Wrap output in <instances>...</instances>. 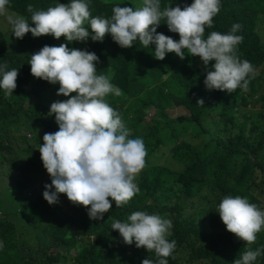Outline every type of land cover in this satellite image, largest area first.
Segmentation results:
<instances>
[{
	"label": "trees",
	"instance_id": "obj_1",
	"mask_svg": "<svg viewBox=\"0 0 264 264\" xmlns=\"http://www.w3.org/2000/svg\"><path fill=\"white\" fill-rule=\"evenodd\" d=\"M85 2L93 17L105 19L111 18L116 5L134 8L132 0ZM192 2L160 0L161 10L177 5L183 9ZM58 3L70 0H9L7 7L31 24L28 4L36 10H47ZM234 23L242 26L236 34L243 36L237 55L250 61L257 74L247 91L238 88L233 93L207 89V72L198 63L173 64L167 81H152L150 74L163 67L162 62L169 60V64L173 53L158 60L153 55L154 44L145 48L134 41L131 48H122L111 34H106L102 42L93 41L88 29L89 42L80 50L94 52L99 57L96 74L109 76L110 83L121 90L122 95L110 93L104 99L129 129V138H141L147 151L140 181H134L140 191L119 207L109 198L112 208L100 220L90 219L88 208L73 204L66 194H58L54 204L44 199L45 187L37 195L28 194L40 181L39 173L46 171L39 151L43 136L59 130L56 121L48 120L40 109L25 106L27 97L41 99L52 87V83L31 74V56L45 45L77 47L63 36L18 39L11 32L0 31V65L6 64V70L18 69L13 94L6 96L0 89V264H59L67 257L71 264H142L144 259L156 260L154 252L137 248L135 241L126 244L118 230L111 228L115 220L126 222L133 212L149 210L168 214L172 221L171 240L176 241V247L167 258L168 264H230L233 256L239 259L249 248L264 249V229L250 246L243 241L235 243V235L227 231L216 211L226 196L246 197L264 211V188L253 173V160L264 168V0H221L213 27L205 28V39L212 31L229 33ZM157 32L179 40V34L171 32L164 19ZM214 63L203 66L211 69ZM200 100L203 104L198 103ZM175 101L189 114L170 117ZM24 123L42 124L46 129L29 138V134H20ZM190 125L199 129L193 132ZM4 136L15 142L3 145ZM16 143L21 147L16 149ZM21 153L27 154L22 161L29 160L30 166L21 164ZM65 205L69 207L63 208ZM23 206H44L43 215L28 219ZM44 212L53 214L52 223H43ZM217 222L221 228L216 227ZM48 237L64 247L65 255L49 247ZM32 248L38 249L39 259L25 254ZM253 264H264V252Z\"/></svg>",
	"mask_w": 264,
	"mask_h": 264
},
{
	"label": "clouds",
	"instance_id": "obj_2",
	"mask_svg": "<svg viewBox=\"0 0 264 264\" xmlns=\"http://www.w3.org/2000/svg\"><path fill=\"white\" fill-rule=\"evenodd\" d=\"M8 4L9 0H0V17L6 18L18 39L31 32L34 37L52 35L59 39L63 36L68 42H84L89 38L90 28L93 41L102 42L106 34H111L122 48H131L134 41L145 48L154 44L153 55L158 60H163L166 53H175L183 60L187 52L198 56L206 67L215 61L207 71L205 86L227 93L238 88L247 91L250 80L257 74L250 61L241 60L237 55V46L243 41V36L236 34L242 27L239 23H234L227 34L212 31L204 37L205 28L213 27V17L220 11L221 0H193L183 9L177 5L163 10L160 0H142L137 8L114 6L110 19L93 17L85 0L58 3L47 10H36L28 4L26 10L31 13V24L23 15L10 13ZM161 19L171 32L179 34V40L157 32ZM98 60L94 52L61 44L45 45L32 54L29 62L34 77L59 83L58 95L75 93L50 106L49 115L55 114L59 130L45 133L39 147L46 169L41 173L47 172L51 178V184H43V197L54 204L58 202V194H66L73 204L88 208L90 219L95 220L109 212L111 200L119 207L140 191L134 181H140L139 173L145 167L147 155L143 140L129 138V129L120 115L105 101L108 94L118 97L122 92L110 83L109 76L96 74ZM6 68V64L0 65V89L10 97L17 87L18 69ZM253 162L255 181L264 188V168L260 162ZM53 187L55 191H51ZM28 194L33 196L29 191ZM216 211L227 231L249 246L264 229V211L246 197L226 196ZM169 217L154 210L135 211L126 222L113 221L111 228L118 230L126 244L135 241L137 248L155 253L156 260L144 259L142 264H168L167 258L176 247V241L171 240L173 226ZM0 247H3L1 237ZM262 252L264 249L249 248L233 264H253Z\"/></svg>",
	"mask_w": 264,
	"mask_h": 264
},
{
	"label": "rangeland",
	"instance_id": "obj_3",
	"mask_svg": "<svg viewBox=\"0 0 264 264\" xmlns=\"http://www.w3.org/2000/svg\"><path fill=\"white\" fill-rule=\"evenodd\" d=\"M132 2L134 4V8L140 7L142 4V0H132ZM9 12L13 13V11H11V10H9ZM0 31L2 33H6V32L13 33L12 28L8 24L5 17H0ZM31 35H32L31 32L25 34L26 38H28V36H31ZM88 42H89V38L84 42L73 41L72 43L78 49H84L87 46ZM167 61H169V60H167ZM167 61L162 62V64H164L163 67H160V69H157L155 72L150 74L152 76V78L150 80L155 81V82L167 81L170 74H171L170 68L174 67L173 64H176L177 66H181L184 64H196V63H198L199 66L201 68H203L206 72L209 70L208 68L204 67L202 64L199 63L200 61L197 57L190 56L187 54V52H185V58L183 60L180 59L175 53H173L169 64H166ZM59 87H60L59 83L52 84V87L48 90V92L45 95L42 96L43 98H41V99H35V98H29L28 99V97H27V101H26L25 106L29 107V104H31L34 107L40 109L43 112V114L46 115V118H48V120L52 119L55 121V114L49 115V110H50L51 104L53 102L65 101V100L69 99L71 97V95H75V93L70 94V96H64L62 94L58 95L57 92H58ZM169 111H170V117H176L177 115H181V114H189V112L186 109L177 107V101H175L174 108L169 110ZM150 118H151V116L148 117V119H150ZM190 128H192L193 132H196V130L199 129V126L198 125H190ZM45 129H46L45 126L42 124L28 125V123H24L21 130H20V134H24V133L29 134L28 137L31 138L32 135H38L41 132H43ZM6 142L14 143L15 141L13 138L11 139L9 137L4 136L3 137V145H6L7 144ZM31 143H32V140H31ZM15 145H16V149L21 147L18 143H16ZM19 156L21 157L20 162L22 165L30 166L31 162L29 160L22 161V158L27 156V154L21 153V154H19ZM32 166H34V164H32ZM39 174H40V178H39L40 181H38L36 183V188L33 187V189L29 191L31 195H37L40 192V189L43 187V184H45V185L51 184V178L47 172L39 173ZM39 182H41V183H39ZM2 185H4V182L2 183ZM6 194H8V193H6ZM23 204H24V202H19V205H23ZM71 206L77 208V206H75L73 204H71ZM43 207L44 206L34 208L31 206H23L22 210H23V212L28 213V219H35V217H39V216L43 215V213H42ZM68 207L69 206L65 205L63 208L67 209ZM83 207H85V206H83ZM165 219H167V217H165ZM169 219H170V217H169ZM52 222H53V214H49L48 212H44L43 223L46 225V224H50ZM216 227L217 228L221 227L219 222L216 223ZM48 239L50 241L49 242L50 248L56 250L61 255H65L64 247L61 244L52 240L49 237H48ZM234 241H235V243H241L242 240L238 239L235 236ZM229 246L231 248H235L234 246H231V245H229ZM28 252L31 255H33L34 259L40 258L41 254L39 253L37 248L26 249L25 254ZM234 254H235V251H234ZM142 256H144V255H142ZM64 259H61V262L59 264H71L68 257L64 258ZM235 259H237V258L235 256H233V258L230 260V264H233Z\"/></svg>",
	"mask_w": 264,
	"mask_h": 264
}]
</instances>
